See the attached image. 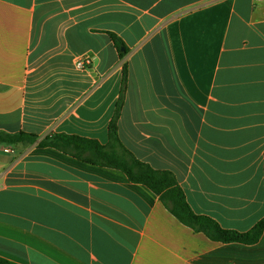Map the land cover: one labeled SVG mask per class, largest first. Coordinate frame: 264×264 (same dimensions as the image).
I'll return each instance as SVG.
<instances>
[{"label":"crops","instance_id":"0c3cea01","mask_svg":"<svg viewBox=\"0 0 264 264\" xmlns=\"http://www.w3.org/2000/svg\"><path fill=\"white\" fill-rule=\"evenodd\" d=\"M124 64L123 146L222 228L264 217V0H0V132L38 138L0 144V258L264 264V230L212 241L122 171L38 146L52 134L106 144Z\"/></svg>","mask_w":264,"mask_h":264},{"label":"trees","instance_id":"16d2710c","mask_svg":"<svg viewBox=\"0 0 264 264\" xmlns=\"http://www.w3.org/2000/svg\"><path fill=\"white\" fill-rule=\"evenodd\" d=\"M120 57L126 53V48L116 35L109 34ZM124 48V51H121ZM127 81V67L123 65L121 90L113 117L108 125V142L98 141L78 136L52 134L38 142L39 147H51L71 155L84 162L109 167L122 171L132 183L146 186L156 194L165 208L183 225L196 232L204 233L208 238L221 243L253 244L258 241L264 230V217L247 232H237L222 228L209 217L195 214L186 201L185 194L174 174L167 170H156L138 160L127 150L118 135L117 121L124 102V91ZM37 136L19 132L8 134L0 132V144H33ZM0 264H16L0 258Z\"/></svg>","mask_w":264,"mask_h":264},{"label":"built area","instance_id":"2783aa9c","mask_svg":"<svg viewBox=\"0 0 264 264\" xmlns=\"http://www.w3.org/2000/svg\"><path fill=\"white\" fill-rule=\"evenodd\" d=\"M91 56L85 55L76 59L75 65L78 69H87L91 65Z\"/></svg>","mask_w":264,"mask_h":264}]
</instances>
